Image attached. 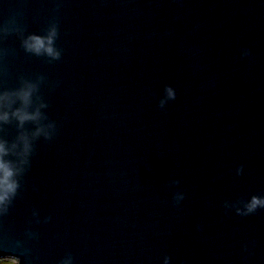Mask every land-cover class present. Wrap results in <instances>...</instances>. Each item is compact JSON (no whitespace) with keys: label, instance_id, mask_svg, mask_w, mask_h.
Masks as SVG:
<instances>
[{"label":"water","instance_id":"water-1","mask_svg":"<svg viewBox=\"0 0 264 264\" xmlns=\"http://www.w3.org/2000/svg\"><path fill=\"white\" fill-rule=\"evenodd\" d=\"M27 83L0 260L264 264V0H0V92Z\"/></svg>","mask_w":264,"mask_h":264},{"label":"clouds","instance_id":"clouds-1","mask_svg":"<svg viewBox=\"0 0 264 264\" xmlns=\"http://www.w3.org/2000/svg\"><path fill=\"white\" fill-rule=\"evenodd\" d=\"M55 35V29H52L47 37H40L34 34L30 35L24 42L25 47L28 51L34 52L37 55L43 52L53 58H58L59 52L53 46ZM34 90L35 85L27 83L16 92H0V124L7 123L11 117H14L20 125H23L25 121L38 120L41 115L39 109L34 112L27 111V106L31 102V96ZM167 91L169 96L173 95L170 88ZM14 98H18L23 106L9 112L8 109L15 102ZM41 131L42 129L38 128L36 134L38 135ZM21 140L23 141L22 155L26 157L30 149V144L27 137H21ZM8 153L9 148L6 141L0 139V208L9 201L18 186L14 178L17 169L11 161L5 158ZM24 162L23 160L21 161V163ZM257 205H264V200L253 197L252 202L248 206V211H253ZM15 264H21L19 258H17Z\"/></svg>","mask_w":264,"mask_h":264},{"label":"rangeland","instance_id":"rangeland-1","mask_svg":"<svg viewBox=\"0 0 264 264\" xmlns=\"http://www.w3.org/2000/svg\"><path fill=\"white\" fill-rule=\"evenodd\" d=\"M16 260L13 259H3L0 260V264H15Z\"/></svg>","mask_w":264,"mask_h":264}]
</instances>
